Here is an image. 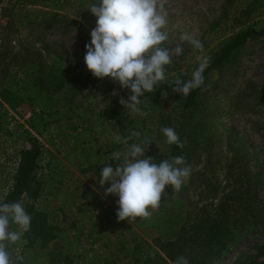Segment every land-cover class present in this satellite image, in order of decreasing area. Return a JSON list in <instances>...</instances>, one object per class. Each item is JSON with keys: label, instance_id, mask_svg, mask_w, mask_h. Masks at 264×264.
Masks as SVG:
<instances>
[{"label": "trees", "instance_id": "obj_1", "mask_svg": "<svg viewBox=\"0 0 264 264\" xmlns=\"http://www.w3.org/2000/svg\"><path fill=\"white\" fill-rule=\"evenodd\" d=\"M83 3L76 17L62 12L66 0H11L2 8L0 131L7 138L14 137V145L20 141L26 146L18 152L13 175L2 180L0 203L19 201L31 216L30 230L8 248L14 264H73L72 257H80L87 261L86 264H174L179 256L186 257L189 264H220L243 240L252 235L264 236V203L258 196V175L251 171L253 154L241 135L232 128L225 131L229 159L224 165L220 193L207 182L209 178H205L203 189H211V193L202 199L204 203L187 212L182 206H177L178 199L173 207L178 213H171L166 205L172 202L174 190L167 187L161 199L165 200L164 205L160 203L159 206L162 212H153L147 219L137 217L132 221L140 231L145 227L157 228L159 236L152 238L151 242L139 236L127 222L118 221L113 210V207H118V197L105 198L98 180L102 167L112 164L115 168L111 153L124 144H117L109 134L106 136L104 127L117 126L124 140L133 129L142 133L135 127L139 122L130 118L120 99L111 100L96 112L90 109L89 104L84 106L82 99H87V94L102 80L91 72L83 71L84 66L80 67L79 61L72 62L66 51L55 52L43 40V36L51 31L70 32L79 17L86 16L90 25L95 27L97 18L88 9L95 3L99 6V0H83ZM83 31L84 28L79 26V38L85 54L88 36ZM15 36H19L16 43L13 40ZM262 38L264 28H256L253 24L218 38L204 54L208 64L203 72V85L192 90L187 97L173 91L175 81L183 79L185 72L180 71L172 58V63L166 66V81L158 84L152 92H145L140 97V105L146 102L156 112L153 125L157 138H164L160 131L162 127H171L185 146L181 149L173 144L169 145L167 154L146 151L145 155L157 163L184 156L187 165L191 166L200 160L201 154L194 153L199 150L206 152V162H210L208 155L216 142L212 121L217 114L209 107V103L213 105L209 90L216 91L220 85L213 83L208 87L211 77L215 74L221 83L226 72L232 70L230 75L234 76L242 55H246V44ZM38 43L42 48L36 47ZM184 44V41L180 43L183 54L188 53ZM177 45L165 41L162 46L175 48ZM199 62L200 59L195 62V69ZM224 90L221 91L227 96ZM165 102L171 107L167 114L163 111ZM256 103L264 107V89L258 91L255 85L246 84L240 93L231 97L233 113L253 112ZM22 108L28 109L29 117L19 123L9 116V112L18 114ZM88 111L94 119L91 127L85 126ZM7 119L16 121L14 131L7 128L10 122ZM98 123L100 126L95 127ZM129 125L133 126L129 129ZM131 143L133 140L129 145ZM60 147L64 149L61 158L58 156ZM68 165L81 172L92 169L96 175L93 184L101 194L90 187H86L84 192L73 187ZM75 192L80 193L78 203L74 201ZM49 198L57 202V209L50 205ZM69 204L75 211L67 229L62 226L67 217L59 220L57 217ZM175 228L174 236L170 237V231ZM109 229L114 232V239L106 240L104 245L114 253L106 252L109 259L100 253L89 257L88 254L94 252L92 243L103 238L102 230ZM167 235L169 238H163ZM83 243L89 248H82ZM258 250L264 254L262 247ZM234 264L254 262H246L240 254Z\"/></svg>", "mask_w": 264, "mask_h": 264}, {"label": "rangeland", "instance_id": "obj_2", "mask_svg": "<svg viewBox=\"0 0 264 264\" xmlns=\"http://www.w3.org/2000/svg\"><path fill=\"white\" fill-rule=\"evenodd\" d=\"M82 6H84L83 0H66V6H63L62 12L70 17H76V12L79 11ZM164 7L167 13V24L164 28V31L168 33V40L166 42L168 44L180 45L182 42L180 39L181 35L192 36L202 42L204 49L203 55L208 53L218 38L229 36L237 32L241 27L253 24L256 28H264V0H164ZM2 25L3 24H0V26ZM79 26L84 28V34L88 36L86 43H90V33L94 27L90 25L86 16L76 18V25H74L70 32L61 34L57 31H51L43 36V40L55 52L63 53L66 51L72 59V62L79 61V66H84L82 68L83 71L90 72L84 62L85 54L82 51V44L79 38ZM20 33H22V30H20ZM17 39H19V36L14 37L13 40L15 43ZM184 42V50H187L188 53H182L180 56H173V58L176 60L180 71L182 73L185 72L183 79L186 80L190 78V74L194 71L195 62L200 59L201 53L197 55L193 47L187 41ZM36 47L42 48V45L38 43ZM245 50L246 55H242L239 65L235 68L236 73L234 76L230 75L232 70L226 72L222 79L223 82L221 83L218 81L215 74L211 77L212 80L208 87H211L213 83L220 84L218 87L219 89L216 91L209 90L212 95L210 102H213V105L209 103V107L211 110L215 109V113L217 114L216 118L212 121V131L216 134V142L212 145V149L208 155L210 156V162H206V152H201L199 150L194 152L196 155L201 154L198 157L200 160L195 165L192 163L189 179L182 185L179 192L174 191L172 202L166 205L171 213H178V211L175 212L173 209L178 199L180 201H178L177 206H182L183 211L187 212L194 211L197 208L196 206L204 203L202 199L211 193V189H207V191L203 189L204 186L202 182L205 178H209L207 182L220 193V188L223 184L224 165L229 159V154L225 148V131L228 128L237 131L252 151L253 156L250 163L251 171L258 175L260 180L258 196L264 203V107L256 103L254 106L255 111L239 114L233 113L234 108L231 104V97L240 93L246 84L255 85L258 91L264 89V38L257 41H249L246 44ZM197 52L199 51L197 50ZM225 80L227 82H224ZM222 89H225L224 93L226 91L227 96H224L221 91ZM250 93L251 92L247 94ZM128 95V90L122 89L119 84L113 83L110 78H105L92 89L91 93L87 94V99H82V102L84 106L89 104L90 109L96 112L111 100L120 99L122 96L127 99ZM165 104L167 106H165ZM163 105V111L167 114V111L169 112L171 107L168 106V102H165ZM139 107L142 112L147 113L146 116L132 113L128 110L130 118L139 122L135 127L142 131L141 136L135 138L133 142L141 141L147 137L153 142L149 146L148 151L158 154H167L169 145L166 143V137L162 139L157 138L156 130L153 125L156 120V112L153 111L150 108L151 106L146 102L139 105ZM88 112V119L85 121V126L91 127L94 119L91 117V111ZM9 116H12L17 122L23 123L24 120L29 117V112L27 108H22L18 114L9 112ZM173 116L175 115L173 114ZM9 120L10 119H7V121ZM16 121L10 120L9 124L6 125L7 128L14 131ZM96 126L99 127L100 123L96 124L95 127ZM132 126L133 125H129L128 128L130 129ZM104 128L106 136L109 134L110 138H114L116 142L117 138H119L121 142L123 141L118 133L117 126L112 127V125H108ZM133 131H135V129H133L132 132ZM132 132H130V134ZM14 139V137L7 138L0 131V186L2 185L3 179H8L13 175L17 164L18 152L23 146H26L20 141H17L14 145ZM127 146L129 145H126V147ZM47 147L50 148L49 146ZM124 148V145L120 146L119 150H123ZM200 149L205 148L200 147ZM60 151L61 153L58 154V156L61 158L62 153H64L63 147H60ZM68 169L71 172L70 180L73 187L79 188L80 192H84L86 187L94 189L95 185L93 183H95L96 175L92 169L81 172L80 170H76V168L72 169L69 165ZM95 188L97 189L96 186ZM2 191L3 190H0V200L2 198ZM96 192L101 194L100 191ZM73 195L74 201L78 203L80 193L75 192ZM72 201L73 200H71V202ZM164 202L165 200L160 203L164 205ZM49 203L57 209L58 204L54 199H50ZM113 208V210L117 211V207ZM61 211L62 212L58 213L57 218L59 220L62 217H67L62 226L68 229L72 222L75 208L73 205L69 204ZM153 212H162V209L158 208L152 210V214ZM125 222H127L130 227L132 226L139 236L149 242H151L152 238L159 236L157 228L145 227L144 231H140L134 227L132 222L131 224L127 220H125ZM139 222H142V220L139 219ZM175 231L176 228L170 231V237L174 236ZM101 235L103 236L101 240L98 239L92 243V250H94V252L92 251L93 253H89V257L100 253L101 256L103 255L108 258L106 252L114 253V251H109L107 246L104 245L106 240L112 241L114 239V232L112 229L107 231L102 230ZM167 237L168 235L163 238ZM81 245L83 246L82 248H89L87 244L83 243ZM55 247L58 248V245H55ZM110 247H112V244H110ZM259 247H262L264 250V236L252 235L236 245L235 248L223 258L220 264H234L240 254L243 255V259L246 262L253 261L254 264H264V254L258 250ZM111 256L114 258L113 255ZM72 261L73 264H86L85 262H87L80 257H72Z\"/></svg>", "mask_w": 264, "mask_h": 264}, {"label": "clouds", "instance_id": "obj_3", "mask_svg": "<svg viewBox=\"0 0 264 264\" xmlns=\"http://www.w3.org/2000/svg\"><path fill=\"white\" fill-rule=\"evenodd\" d=\"M88 10L97 19L90 33V43L85 45L87 69L95 78H110L128 90L127 99L122 96L120 104L132 113L146 116L139 107L140 97L166 81V66L172 63L173 56L183 52L181 45L175 48L162 46L168 40V33L164 31L167 24L164 0H99V6L95 3ZM180 39L201 53L199 66L190 78L177 79L174 83L173 91L187 97L203 85L208 58L203 55L200 40L189 35H181ZM160 131L168 145L184 148L185 144L174 128L162 127ZM140 136V132L133 131L122 142L117 138V143L129 145V141ZM152 143L145 137L123 150L113 151L111 157L116 162L115 168L112 164L101 168L99 189H103L105 198L118 197V221L127 220L131 224L137 217L149 218L152 210L159 208L166 188L170 186L179 192L190 177L191 166L187 165L184 156L157 163L145 155ZM99 189L94 186L95 191ZM30 226L31 216L21 202L0 203V264H14L8 248L20 241ZM174 264H189V260L179 256Z\"/></svg>", "mask_w": 264, "mask_h": 264}, {"label": "built area", "instance_id": "obj_4", "mask_svg": "<svg viewBox=\"0 0 264 264\" xmlns=\"http://www.w3.org/2000/svg\"><path fill=\"white\" fill-rule=\"evenodd\" d=\"M11 0H0V22H3L4 19L2 17V8L8 4Z\"/></svg>", "mask_w": 264, "mask_h": 264}]
</instances>
